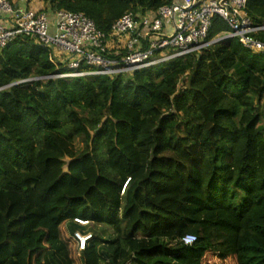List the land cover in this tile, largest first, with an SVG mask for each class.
<instances>
[{
	"label": "trees",
	"instance_id": "trees-1",
	"mask_svg": "<svg viewBox=\"0 0 264 264\" xmlns=\"http://www.w3.org/2000/svg\"><path fill=\"white\" fill-rule=\"evenodd\" d=\"M42 2L108 32L171 0ZM246 11L264 24V0ZM226 30L214 15L207 40ZM55 72L28 39L0 50V264H264V54L231 38L132 74L1 88ZM94 223L118 234L106 259L95 233L83 249L74 236Z\"/></svg>",
	"mask_w": 264,
	"mask_h": 264
},
{
	"label": "built area",
	"instance_id": "built-area-1",
	"mask_svg": "<svg viewBox=\"0 0 264 264\" xmlns=\"http://www.w3.org/2000/svg\"><path fill=\"white\" fill-rule=\"evenodd\" d=\"M246 6L247 0H171L154 10L127 11L103 32L83 12L33 9L27 3L14 6L10 0H0V50L18 37L28 39L48 50V59L56 69L52 75L1 88L44 78L132 74L231 38L264 54V42L256 36L264 24H254ZM214 15L227 23L228 30L208 41ZM74 236L83 249L91 234L77 231ZM195 239L194 234H187L182 242L189 245Z\"/></svg>",
	"mask_w": 264,
	"mask_h": 264
},
{
	"label": "rangeland",
	"instance_id": "rangeland-1",
	"mask_svg": "<svg viewBox=\"0 0 264 264\" xmlns=\"http://www.w3.org/2000/svg\"><path fill=\"white\" fill-rule=\"evenodd\" d=\"M12 1V0H10ZM27 3L29 1L33 2V0H26ZM38 0H34V2H37ZM42 1V0H39ZM14 6H18V3L12 2ZM29 8L31 7V3L27 4ZM34 9V8H33ZM62 53H60L59 57L61 58ZM86 232L84 234H96L98 236L97 239L90 238L89 240L92 241L95 246L97 247V251L102 259L107 258V254L112 252L113 242L117 239L118 234L112 230L111 227L106 226L104 224H88L86 227ZM80 232V231H78ZM91 242V243H92Z\"/></svg>",
	"mask_w": 264,
	"mask_h": 264
},
{
	"label": "crops",
	"instance_id": "crops-1",
	"mask_svg": "<svg viewBox=\"0 0 264 264\" xmlns=\"http://www.w3.org/2000/svg\"><path fill=\"white\" fill-rule=\"evenodd\" d=\"M12 2L18 3V6H21L25 3H27L26 0H12ZM28 3H31V7L34 9H43L45 6L44 3L42 1H39V0L37 2H34V0H33V2L29 1Z\"/></svg>",
	"mask_w": 264,
	"mask_h": 264
}]
</instances>
